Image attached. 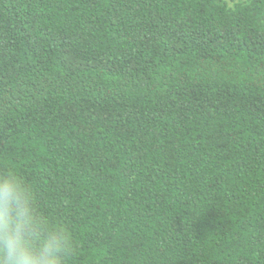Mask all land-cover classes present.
Segmentation results:
<instances>
[{
    "label": "trees",
    "instance_id": "obj_1",
    "mask_svg": "<svg viewBox=\"0 0 264 264\" xmlns=\"http://www.w3.org/2000/svg\"><path fill=\"white\" fill-rule=\"evenodd\" d=\"M0 264H264V0H0Z\"/></svg>",
    "mask_w": 264,
    "mask_h": 264
},
{
    "label": "rangeland",
    "instance_id": "obj_2",
    "mask_svg": "<svg viewBox=\"0 0 264 264\" xmlns=\"http://www.w3.org/2000/svg\"><path fill=\"white\" fill-rule=\"evenodd\" d=\"M229 2H231V3H233V1H235V0H228Z\"/></svg>",
    "mask_w": 264,
    "mask_h": 264
}]
</instances>
